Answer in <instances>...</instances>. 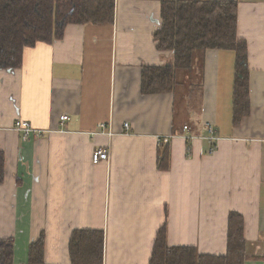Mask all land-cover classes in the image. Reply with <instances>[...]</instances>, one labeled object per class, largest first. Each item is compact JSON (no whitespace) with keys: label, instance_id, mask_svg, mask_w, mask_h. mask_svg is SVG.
<instances>
[{"label":"crops","instance_id":"0c3cea01","mask_svg":"<svg viewBox=\"0 0 264 264\" xmlns=\"http://www.w3.org/2000/svg\"><path fill=\"white\" fill-rule=\"evenodd\" d=\"M234 1L250 94L236 124L232 50H200L180 74L182 124L175 92H141V68L173 59L152 38L156 0H115L113 22L68 24L0 69V238H13V264H28L41 232L43 264H69L73 229L103 231L102 264H148L163 226L169 246L223 255L230 211L243 218L244 264H264V0ZM17 118L39 131L22 140ZM97 148L106 160H92Z\"/></svg>","mask_w":264,"mask_h":264},{"label":"trees","instance_id":"16d2710c","mask_svg":"<svg viewBox=\"0 0 264 264\" xmlns=\"http://www.w3.org/2000/svg\"><path fill=\"white\" fill-rule=\"evenodd\" d=\"M160 26L152 34L160 51H171L172 61L141 68L143 94H178L179 74L190 70L195 53L228 49L235 54L232 87L233 122L249 111V67L244 39L237 36V2L234 0H156ZM115 0H0V69L22 64L23 51L38 42L60 39L66 25L113 22ZM179 73V74H178ZM166 155L167 151H162ZM162 160H165V155ZM4 154L0 151V183ZM104 234L95 229H73L67 250L69 264H102ZM44 233L28 246V264L44 263ZM246 240L243 218L234 211L227 217L226 252L210 255L195 246H169L165 227L156 232L148 264H244ZM0 264H13V238H0Z\"/></svg>","mask_w":264,"mask_h":264},{"label":"built area","instance_id":"2783aa9c","mask_svg":"<svg viewBox=\"0 0 264 264\" xmlns=\"http://www.w3.org/2000/svg\"><path fill=\"white\" fill-rule=\"evenodd\" d=\"M59 119H60V121L63 122V121L68 119V116L67 115H61ZM100 127H104V124H101ZM123 127H124V129L127 128L128 124L124 123ZM184 128H186V126ZM11 129L20 133L22 140L30 139L34 135V133L39 131L38 129L34 128L28 121L23 120V119H19V118H17L13 122ZM208 129L210 132L213 131V129L210 125H209ZM168 137H170V136H168ZM164 138H167V137H164ZM212 139H214V138H212ZM107 158H108V152L102 148L94 149L92 152V160L94 162H97L99 160H106Z\"/></svg>","mask_w":264,"mask_h":264},{"label":"rangeland","instance_id":"374dc122","mask_svg":"<svg viewBox=\"0 0 264 264\" xmlns=\"http://www.w3.org/2000/svg\"><path fill=\"white\" fill-rule=\"evenodd\" d=\"M198 54V52L195 53V56ZM194 56V57H195ZM198 60V56L196 57L195 61ZM179 74V73H178ZM179 77V81H180V78H181V75L179 74L178 75ZM194 79V77H193ZM178 94L175 93V115H176V122H179V123H183L184 121V118H185V115L181 112V109H182V106L180 105V102H179V96H180V89H183V85L181 84L178 88Z\"/></svg>","mask_w":264,"mask_h":264}]
</instances>
